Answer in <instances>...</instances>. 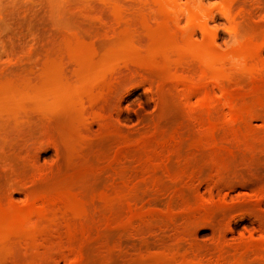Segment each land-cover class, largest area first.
<instances>
[{"label": "rangeland", "instance_id": "374dc122", "mask_svg": "<svg viewBox=\"0 0 264 264\" xmlns=\"http://www.w3.org/2000/svg\"><path fill=\"white\" fill-rule=\"evenodd\" d=\"M142 1L141 0H0V82H1L0 89H1V92L4 89H5L4 90L5 92L10 88L11 84L9 85L8 82L13 81L14 83V81L16 82V80L19 81L21 79H24L26 76H27L26 78L29 77L28 78L29 80L31 79L30 81H33V80L37 81L35 76L36 77L38 76L40 78V75H42L41 73H43V71L41 70H44L43 69L44 67L50 66L53 62H55L54 61L55 59L57 60L61 58H62L61 60L64 61L65 66L67 65V67H65L66 76L69 75L68 78L70 80L72 79L73 81H75L76 74H75L74 66L69 63L70 61L67 58H66V61L63 60L64 59L63 57L64 55L62 54L63 45H61L64 42L65 38L70 37L71 34L76 35L80 37L81 39L84 38L86 40L84 41L87 43L89 42V44L94 42L91 45V46L94 45L93 46L94 53L91 55L93 57H96L98 56L97 54H103L101 53L103 52V50L107 52L106 49L108 48V46H110V44L113 43L116 39L115 37H113L114 35H112L111 33L110 34L112 36L110 34L107 35L110 32V31H107V29L114 27L116 28V30L117 28L121 30L126 27V25H124L125 27L124 26L122 27L123 25L121 24L122 22H120L119 24L121 25L120 27H118L119 26L118 24L116 26V24L114 25L110 23H114V21L115 23L116 21L118 23L119 21H124L123 23L125 24V22L132 23V21L133 22L135 21L137 24L138 23L140 24L139 20L144 22L142 18L147 20L150 17V19L148 20L149 21L152 20L150 21L151 23L155 22L158 24L160 23V21L158 20L161 18L159 16L157 18L156 16L162 14L163 12L165 13L164 14L165 16L167 12L170 14L171 11H172L171 12L172 14L177 16L175 17L177 18V20L176 21L173 20V22H177V24L175 25L174 23H172L173 24L172 26H174V29L172 28L171 25L167 24L169 25L167 26V28L177 39L175 43H169L167 44L169 46L165 45L164 47H162V48H165V47L171 48L167 50V55L169 56L170 61L168 60V58L166 61H164L167 67L166 68L167 70L165 69L166 70L165 73L167 74L169 73L168 69L170 70V73L171 72L175 73L176 70H177L176 73H178L180 69L182 68L178 66L179 70L176 69L177 65H176V68L174 67L176 62H173V61L177 60L176 54H178V52L176 49L177 48L176 44H178V41L183 43V41L187 37L190 38V40L192 41L194 45L196 44L199 45L201 44V42H204V40L208 39L207 38L208 36H209V39L211 36L212 44L214 43V47L219 52V54L228 57L226 58L228 59V61L226 60L227 62L226 61H225L226 63L224 62L227 67V68L224 67L223 69V71L227 70L226 73L224 72L225 75L228 72L232 73V70L234 71L233 73H235L236 70H240L234 67L236 66L234 65L235 62H231L232 60H230V57L236 53L239 46L241 45V43L240 45L239 44L234 45L233 40H239L241 42V39L243 40L244 39L243 37L249 34L254 36L255 41L259 40V43L258 42L257 43L260 44L261 47L257 45L258 48L256 47V52L259 58L261 59V61L264 63V42L263 44L260 43L261 42L260 39L262 37H263L262 40L264 39V0H165L166 4H168L167 5L168 7L165 9H162L161 11L155 10L157 5L153 7V5L156 4L155 3L156 0H152L154 2H152L151 0H144L143 2ZM145 3H147V5H149L150 7H153L154 11L152 10L153 8L147 9V7L149 6L145 5ZM210 3H214L216 6L209 9L208 5ZM169 6L171 7V9H168L170 8ZM115 8L116 10H118V12H121L119 13L121 17L120 15L115 16L117 15L115 13L116 11ZM149 9L154 12V15H153L154 18L151 17L152 15L149 16V13H150L148 11ZM156 11L157 13H160V12L161 13L157 14L155 13ZM177 11L178 13H176ZM201 11L205 13L207 21H205V19L199 15ZM143 12L144 14H146L145 15L146 17L148 16V18L144 16ZM190 12L192 13V15L194 13V20H191V24L187 28H184L183 27L184 24L188 21L187 19L191 15ZM134 15L137 17L139 16L140 18H136ZM174 15H171L172 18ZM122 16L124 17L122 18ZM118 17L120 18L118 19ZM130 17H132L133 19L135 17V19L132 20ZM95 19L97 20V22H95ZM79 20H81L82 22ZM103 22H105L104 25H108L109 27L107 26H105L106 28L103 27ZM155 23H154V26L152 27H156ZM140 25H138L139 27L137 25H134L136 29L138 27L137 32L135 31V28L133 27L135 33H137L135 35V40L138 43L136 41L135 42L138 45L135 42L134 44L138 47L139 50L142 47H144L145 49L146 47L145 45L147 44V42H149L147 36H145L141 30L142 25L141 26ZM225 26L234 27L235 32L226 33L222 29H220L221 27H225ZM170 27L171 29H169ZM104 30L108 33L106 34L103 33L105 32ZM96 31L99 32L101 35L98 34L99 36H97ZM174 31H177L178 34ZM102 34L104 37L102 36ZM184 34L187 36H185ZM182 35L185 38H183ZM100 36H102L103 38ZM249 36H246L245 38H248ZM94 37L95 38L98 37L99 39L97 38L95 40H92ZM62 38L64 40H62ZM109 39H111V41ZM138 39L140 41H138ZM170 44L175 47V50H173V47L170 46ZM59 47L61 49H59ZM144 49L140 50V56L142 57V59L141 57L138 58L137 59L138 63L136 62L133 64L132 62L133 66L132 64H130L131 62L125 64V66L124 64L123 65L120 64L121 66L120 65L117 66L116 67L117 69L115 68L113 69L114 71H111V72L109 71L105 74L104 78H106L108 75L110 76L109 81H107L108 80L107 78H109V76L105 80L107 82H110L113 88V91H112V88L109 87L111 88L110 89L111 91L109 90V93L113 92L114 94L115 93L116 94L115 95L110 94L111 97L109 98V95H108L109 93L107 92L108 94L106 95H108V97L106 96L104 98V101L102 98V102L101 101L99 102V100L98 102L96 101L97 103L95 102L97 106L95 105L94 102H93L94 107L92 106L93 104L89 105L88 103H90L91 101L86 104L87 102L86 100H79V102L81 103L80 104L76 100L78 98H75L73 96V98L66 97L65 101L61 102L60 107L59 108L54 107L51 113L48 111V115L45 114L46 112L44 111L42 112L39 110H35L31 107L26 108L23 111L25 113L21 111L20 113L17 112L18 114H14L13 111H11L9 112L10 114L8 113L7 115H4L5 118H2V116L0 115V203H1L0 207L3 205V208H5L4 205H7L8 208L9 206H11L10 209L22 208L26 205L28 197H30V195L32 196V194H34L35 197H39L38 194H46L48 193V190L52 192L53 189H54L53 192H55L56 190L55 188L61 187L62 184L63 185L65 184L64 187H66L67 186L66 183L69 180L71 181V177H75L72 179V184L69 182L73 187V184H76L74 182H77L76 180H78V176L81 175L80 174L81 170L83 171L82 172L83 176L81 175L80 177L81 178L83 177L84 179L82 181V179L79 178L77 184L74 186L76 187L79 184V182L82 181L80 182L81 183L80 186H78L81 191L83 190L87 192L90 191L91 193H94V194L96 192L95 195H98V196L100 195L98 199L95 197L98 201L94 198H93L94 200L90 199L92 201V203H90L91 205L90 208L92 210V212L91 210L90 212L92 214L88 212L89 215H86V217H84L83 215L82 218H84L86 221L84 219H82L83 221H81L78 218V217L81 218V216H77L78 218L77 220L74 218L76 215L74 214L70 215L74 218V219L71 218V221H70L71 223H74V225L75 223L76 225L84 224L87 227V228L84 227L85 232L88 229V226L92 225L88 229V230H92L91 232L89 231L90 233L88 232V233L80 234L77 236L74 242L76 243L74 244L75 247L74 246L71 247L73 250L69 246H67V242L65 239H64L65 241L62 239L64 247L60 246L61 248L60 249L58 247L59 245H57L58 248L57 247L55 248V245L57 243L62 244L61 242L62 240L60 241L61 243L59 242L55 243V241L54 242L52 241V238H48V242L44 241L46 242V244H43L44 242H41L43 245V249H42V246L38 247V245L40 246L41 244H37L36 247H38L39 249L38 251L40 252L39 254H41L45 250L46 251L49 250L51 248V247L49 248V246L53 243L51 245L53 246L51 248V250L53 251L49 250L47 256H45V259H44L45 261L43 260L44 257H42V255H41L42 258L41 257L39 258L37 255H33L35 257L37 256V259H40V261L37 260L35 257H33L31 261L32 263L30 262L29 263L30 264H36V263L37 264H264V232H263L264 231V139L263 141L261 140L262 138H264V134H263L264 133V130H263L264 129V107L263 108L261 107L260 108L261 110L259 108H258L259 110H256L258 105L257 107H255V110L259 111L258 113L256 112V114L260 115L262 113L260 115L262 118L260 116L257 117V115L253 113L255 117H257V119L256 118L253 119L254 116L251 115L252 119L250 118V116L245 119L247 124L243 125L241 124L242 122L241 123L238 122L237 124L236 122H233L232 120L230 122V118L228 116L229 110L227 107L225 108L223 107L226 102H224V100H221L219 92L216 88V85L219 84L218 82L221 81L220 84L221 85L226 84L224 85V87L229 89L231 95H238V94L246 95L251 90L247 89L248 91L246 92L245 88L250 87V89H252V86L248 84L249 82L247 80L249 79L246 77L247 75L245 74V78H244V76H242V72L240 73L239 71H237V75L239 73L241 74V75L239 74L238 76L239 78H237V76H235L236 73L234 74L235 78L237 79H240V77L244 78V79L243 78L240 79L241 82L237 83L238 84L237 87L241 86L242 84L244 85V83L246 82L245 83L246 87H244L245 85L244 86L242 85V87L241 88L239 87L238 89L237 87L236 88L234 87L235 85L234 83L237 82L235 81L236 80L235 78L232 79V77H228V78L226 77L224 79L222 77L223 79L221 78L222 79L221 80V79H218L219 77H217L218 79V82H217L216 78H215L216 80L215 81L214 77H211V75L213 74V71H212L211 72L212 74L209 75V77L207 78L208 81L205 79L201 85H198L197 88H199V90H197L196 88L197 91L194 90L193 92H191L192 95L189 94L190 98L189 96L184 97L183 96L184 94L182 93L183 94L182 96L184 97L182 98V96L181 97L178 96L180 89H179V92H176L178 88H180L177 85L178 83L175 82L176 80H175L174 75L176 74H173L171 76L172 78H174L172 80L170 76H168L170 79L168 77L166 78V75L164 76V73H163L164 71L161 72V70H163L162 69L163 66L165 65L164 62H161L162 64L161 66L160 60L159 61L156 60L159 57L157 58L154 57L153 59H150L149 55L152 54L150 53L151 51L149 52L148 50L149 52L148 53L146 52V49L145 50ZM142 53H146V54H142ZM51 55H52V58L54 56L55 57L54 59L51 58V61H48V58L50 59ZM91 55H89V58ZM60 56L62 57L60 58ZM92 56L91 58H93ZM189 57L187 59L190 63L189 66L187 65L188 68L190 67L192 68V70L195 69V71L197 72L198 70L197 66L198 68L200 67L199 66L200 63H197V62L200 59L197 57L198 59L195 58V59H192L193 61L192 60L190 61L192 57L191 58ZM47 61H48V65H46ZM150 62H152V65H153V62H156V66L157 67L161 66L162 68L161 67L159 69L156 68V72L154 71L153 73V70L155 68L151 66ZM191 62L195 63L196 65L193 64L191 66L192 64ZM229 62H231L232 67L227 66V65H230ZM172 63L174 64L173 66H172ZM158 64H160V66ZM142 65H143V68H142ZM121 67L123 69H121ZM138 67L140 69H138ZM186 68L187 67H185L184 69ZM234 68H236V70ZM184 69L181 71L184 72ZM144 70H147V71H144ZM157 70L158 71L160 70V71L157 72ZM192 70H191L192 73L190 72L189 73L191 76L193 74L194 75L190 79L195 80L197 79V77L195 75V72ZM37 72H39L40 75ZM71 72L72 74H70ZM117 72H119V74H117ZM181 73L179 72L178 74H181ZM184 73H186V70ZM189 73H186V74L189 75ZM145 74H147L148 76ZM263 75H264V72L262 74V78L264 79ZM150 77H154V78H150ZM155 77L158 79H155ZM230 78L231 80H233L232 83L231 81H229ZM157 81H160V82H158L157 84L156 83ZM118 82H119L120 87L118 86V84L116 85V83ZM159 83L161 85L163 84L162 86L165 88V90L164 89L162 90V87L158 86ZM174 83H176V85H174ZM87 84L84 83V85H82L80 83L82 87L85 86V88H89L90 84L89 83ZM80 85H77V87L78 86L81 87ZM159 87L161 89H159ZM166 89H168V92L166 91ZM169 89L170 90L172 89V90L170 91ZM241 89H245V90H241ZM157 90H159V92ZM240 91H243V92H240ZM171 92L174 94L177 93L176 95L178 96V99H175L177 98L176 95L175 97L174 96L171 97V95H173L171 94ZM181 92L179 94H181ZM198 92L200 94L204 92H208L210 94L211 102L213 104L211 105L213 106V108L210 109V114L213 115L212 117H214V119L216 118L215 120H217L218 122L220 121L218 124L221 126H218L219 128L218 133L220 134L219 135L220 139L221 138L223 139V136H222V133H223L224 139L223 140L219 139L220 142L222 141L221 145L223 144L222 146L223 149L221 147L219 148V151H218V148L217 150H215L214 147L212 148V146H210L208 139L207 140L205 139V141H203V147L201 148L200 151L198 152L192 151L194 154L189 151L190 149L188 147H186L187 142L190 140V138H192V136L194 137H197L198 135L204 136V134L206 133L205 129H207L205 128V125H207L205 123L207 121L201 122L202 120H206L205 119L206 115L204 113H207V111L206 109H205L206 112H204L203 110L202 116H200L199 113L202 112L201 110L204 107L200 106L201 102L199 100L200 97H199ZM8 96L10 97V95H6L5 97H8ZM5 97L1 100L2 102H0V104L6 105V103L9 102L8 105L9 104L11 105L9 106L7 105L6 107L9 108L11 106L10 108L13 109L14 106L12 103L13 102L12 98L8 97L7 99ZM166 97L168 98L166 99ZM169 97L173 99L170 101ZM106 98H108L107 101H106ZM186 98H189L188 99L189 102ZM82 101H84V103ZM183 101H184V104H183ZM168 102H170L171 104L176 103V106L172 107L174 106L172 104L171 109L169 110L168 108H166L169 105H171ZM262 104L260 106H264ZM5 105H0V107L5 106ZM190 105L193 107V109L190 107ZM101 106L103 109L101 108ZM82 107L84 109L86 107V110H84ZM196 107L198 109H196ZM60 108L61 110H59ZM77 109L79 110V113ZM80 109H82V112L84 110L86 114L85 113L82 114ZM167 109L169 111L172 110L173 114H171L172 112L171 113L167 112ZM165 110L167 113L165 112ZM188 111L189 112L192 111L191 112L192 115L190 113L191 116H188L189 115V113H187ZM193 112H194V115H193ZM93 114L94 116H92ZM195 114L196 115L199 114V116L197 115L199 118H196ZM82 115H85V116H82ZM95 115L97 118L95 117ZM171 115H173V117ZM41 116L44 118H42ZM74 116L75 117L77 116V117L75 118ZM81 116L84 119L81 118ZM175 116L176 118H174ZM78 118L83 119V121L86 122L85 124H88V125H85V127L83 125L84 128L82 126L81 127L79 126L80 131L82 132V135L85 138H83L84 140H81V142L77 140L79 148H80V144L82 143L81 147H83L82 150H84L85 152V155H84L85 157L84 156H83L84 158L80 157V159L77 158V160L76 159L73 160L72 158V163H71L70 161H68L69 147L67 148V145L69 143L67 142V145L65 144L66 142H64V138H62L63 136H61L60 133L62 131L63 126L65 128V126H67L66 124L71 122L73 119L77 120ZM104 120L107 122L104 123L105 122ZM244 122L245 121L243 120V123ZM231 124H233V126ZM234 124H237V126L235 125L236 127H234ZM49 126H51L52 128ZM56 126L57 127L61 126L60 127L61 129L59 127L57 129ZM179 127L182 130V131L181 130L179 131L183 133V134L181 133L182 135H184L183 141H182L184 143H182V145L183 144L184 145L186 144V145L185 146L183 145L181 148H179V150L181 149L180 151L181 155L179 154V151L175 152L177 149H172L173 153L172 152L171 153L173 154L172 155L173 157L170 156L171 155L170 153L169 156L172 159H169V163H170V165H168L169 168H173V169L179 168L180 167L179 165H185V164L188 165L189 163L192 162L193 164L192 167L198 166L197 168L201 169L200 170L201 175L203 174L202 176L205 178L202 179V176H199L200 181L199 180H197V182L192 181L193 183L191 182L188 183L189 182L188 180H182V181L176 180L177 181L176 182L174 179H171V178H165V179L163 178V180H161L162 178L161 177L160 179L159 178L156 179V177L161 176V174L157 176L158 174L157 173L155 174L156 176L153 177L154 180L152 181L153 178L151 179V181L153 182L152 186H150L151 184L149 185L150 183L149 181H147V183L149 182L147 185L145 184L146 177H148V180H149L150 175H146L145 177L144 175H142L143 178L134 179L132 177L133 174L134 176L137 177L135 168L137 169L139 167L138 163L134 164L135 158L137 161V158L142 154L141 150L143 149H141V146L143 148L145 144L147 143L149 144V142L152 141V137L154 136V134H156V132H158V130L161 133H164L162 131H165V133L168 134V133H172L173 131H175V129L178 130ZM235 129L239 131H236ZM242 129L244 130V132L242 131ZM116 130H117V133H115ZM168 130H170V132ZM200 130L201 131L203 130L202 131L203 134H201L202 132ZM58 131L60 132L58 133ZM110 131L111 133L112 132L114 133L112 134L107 133ZM247 132L249 134H248V137L246 138ZM244 133L246 134V136H244L245 135ZM109 135H111V137H107ZM117 136H119L118 139H116ZM242 138L247 139V141L243 139V142H242L241 141ZM248 140L250 141V144H251V141L254 142V143L252 142L251 144L253 145L251 149L252 148L255 149V147L257 146L255 150L253 149L254 152L250 150L251 145H248L247 148L244 147V145H246L247 143L249 144ZM111 142L113 145L111 144ZM205 142H207L208 144L207 143L204 144ZM75 143L73 142L74 145ZM120 143H123L124 145ZM239 144L241 145V147H238L240 146ZM204 145H206L207 147ZM258 145L262 149H260ZM235 146L238 148H236ZM170 147L172 148L174 146L171 145ZM209 147L211 148V150ZM119 148L120 149L123 148L122 150L124 153L129 151L127 152L126 156L124 154L125 159L126 157H129V160L128 158L127 160L124 159L125 161L122 160L123 156H122V159L120 158L124 162L128 161L127 163H123L119 158L117 159V157H115V152L117 156V154H119V152L122 151ZM212 150H214L213 153H212ZM139 151L141 152V154ZM182 152L185 156L182 154ZM200 152H202V154ZM217 152L219 155L217 154ZM197 153H198V156H197ZM216 154H217V157H216ZM121 155H123L122 152L120 153L119 157H121ZM130 155L135 158L130 159L131 157ZM189 156H190V159H189ZM105 158L107 159L105 160ZM249 158H250V163L248 160ZM110 159L112 160L115 159L117 164H119L121 161V164L123 163L124 167L128 166L130 169L126 168L125 169L126 171L123 169L124 173H123V170L119 172L120 170L119 168L122 169L123 166L120 164L116 165V163H113L114 161L112 162V160ZM130 160L132 161V163H130L131 162ZM172 160L174 161L173 163H172ZM188 160H190L191 162ZM74 163L76 164V166H73ZM108 164L110 167L108 166ZM103 165H106V166H103ZM79 167H82V169H80ZM84 167L85 169L83 170ZM100 167L102 169H99ZM77 168L79 169L75 170ZM203 168H205V170ZM131 169L134 171L132 172ZM216 170L218 171V173ZM77 172L79 173V175L73 176V174L75 173L78 174ZM109 172L110 174H108ZM111 172L113 175L111 174ZM127 172H129L128 173L129 175H126ZM122 173L123 174L126 173L124 177ZM130 174L132 176H130ZM64 175H66L67 177ZM120 178L122 180L121 185L120 183H118V181L121 182ZM125 179H128L130 182L131 180L134 179L136 182L133 180L132 183H130L129 181L127 182V180L125 181ZM156 180H159V181L161 180L163 181L164 184L161 181L160 183L159 181H156ZM123 181L126 182V184L130 183L132 187H133V183H135V185L138 184L139 187L137 185L136 187L130 188V184L126 185L124 184ZM142 181L144 182L143 184H141ZM155 181L158 182L157 183L158 187L160 186V184L164 186L162 190H160L162 186H160L159 189L156 187ZM84 182L86 184H84ZM137 182H139L142 185L141 186L142 189H139L140 184ZM178 182L180 183V185L178 184ZM109 183H110V186H109ZM114 184L116 185L113 186ZM166 184L168 185L167 188L165 186ZM111 185L114 188L116 187V189H113V190H116V191L123 190V192L126 190V192L128 193L130 189L131 190L135 189V193L133 191H130L128 194H126L125 192L124 193L125 198L123 197V193L120 194V192L117 193V195L120 194V196H117V195L115 196V194H113V193H116L115 191H112V189H109L108 191V188H110ZM128 186H129V189H127ZM153 186L156 188L151 189ZM64 187H61L59 189H63ZM146 187H148L147 190H146ZM101 190H104V193L101 192ZM71 191H74V194H75V190H71ZM105 191H108L110 193L112 192V194H108V197L110 198L113 197L111 199L115 201L117 200V202L121 200V198L119 197H122V200L123 198L125 199L124 203L121 201L118 203L113 201L114 206L118 205L117 206L118 208H115L116 210L114 209H113L114 211L112 210L113 217L111 216V210H110L111 209L110 207L112 205L109 206L112 203L108 202V204L109 203L110 204L107 205V203L105 202L104 203L105 205L103 204L102 206L101 202H103L104 200L101 199V201H99L102 195H106ZM185 192L188 194V196ZM77 193L78 192H76V194ZM79 194H81V192ZM82 194L81 196L85 197V195L84 194L82 195ZM89 194L90 193H88L86 196H89L90 198L91 194L90 195ZM129 195L133 197L129 199L128 197ZM130 201L132 202L130 203ZM186 205L188 206L186 207ZM108 206L110 209L107 208ZM100 208L103 210L105 209L104 210L105 212H103L102 210L103 212L102 213L101 210H99ZM108 209L110 213L108 212ZM184 209H186L187 211L186 210L184 211ZM106 211L108 215L106 214ZM202 211H206L207 213L203 212L201 214ZM192 212L193 213L195 212L194 214L198 213L197 219L196 218L191 219L190 217L189 218L187 217L188 219L185 218L186 215ZM129 214L131 215L130 217H129ZM199 214L202 216H205L207 214V217H209V214H210L212 217L211 218L206 217V219H204L205 217L201 216L203 218L201 220V218L199 217ZM36 215L37 216L33 215L36 217V219L33 216L29 218L30 223L32 222L33 218H34L33 222L38 221V220L41 222L39 221L37 223L34 222V224L32 222L31 225H33L34 227H38V224H42V226H39V227L44 228L47 224L45 223L47 220L46 217L43 215H39V214H36ZM147 215L148 217L150 215L152 216L148 218ZM183 215H185V217ZM167 216L172 217L171 222L166 219ZM43 217L46 220L43 219ZM88 217H90L91 219L90 218L88 219ZM109 217L111 219L113 218L116 221L114 220L111 221V219L109 220ZM95 219H97V223L99 222L101 226L99 224H95L96 223ZM157 219L160 223L165 224V225L158 223ZM87 220H89L90 222L88 225H87L88 223ZM118 220L120 223L118 222ZM42 221H45V222H42ZM144 221L146 222V225ZM149 222L152 224V226L151 225L149 226V224H147ZM43 224H45L44 227H43ZM154 224L157 226H154ZM168 224L169 226L171 225L172 226L169 227ZM96 225L97 227L99 226L100 227L97 228ZM147 226H149L150 228ZM94 227H95V231L92 229ZM182 228H183V232H182ZM17 237L14 239L12 238L13 240L11 239L12 240L11 243L13 242L12 243L13 245L16 244L15 249L17 252L16 251L14 252L15 250L14 246H12L11 244L12 250L13 249L14 250L11 253V256L9 254L10 251L8 252L9 254L8 257L13 258L12 257L13 253L14 254L16 253L14 255V258L17 257L19 260V258H22L24 256L22 260L20 259L21 261L19 262L22 263L25 260V262L29 264L26 260L31 258L29 254H30V251L32 252V248L27 247V245L29 246L32 243H30L26 237H23L21 241L19 240L21 237L19 236ZM16 239L19 242V244H17L18 242L16 241ZM88 239L89 241H86ZM83 240L85 244L83 243ZM14 241L17 243H15ZM65 242H66V245H65ZM47 243H49L50 245L46 246ZM81 243L85 247L83 246L81 247ZM1 245L0 246L3 247V244ZM36 247H34V249L37 251ZM66 247H68V249ZM35 250H33L32 254L34 253L38 254V252H36ZM17 253H20V254L18 255ZM49 253L51 255H49ZM14 258L12 259L13 260L12 263L10 262L11 260L8 261L9 258H7V261L4 262V264L6 263L16 264V261ZM48 258L51 260H49ZM33 259L36 260V263L33 261ZM25 262L23 263L25 264Z\"/></svg>", "mask_w": 264, "mask_h": 264}, {"label": "bare ground", "instance_id": "6f19581e", "mask_svg": "<svg viewBox=\"0 0 264 264\" xmlns=\"http://www.w3.org/2000/svg\"><path fill=\"white\" fill-rule=\"evenodd\" d=\"M142 1V0H141ZM144 1V0H143ZM142 1V2H143ZM152 1V0H151ZM152 2H154V1H152ZM152 2H151V4H152ZM155 3L156 4H154L153 5V7L155 6V5H157L156 6V9L155 10H162V9H165V8H167L168 6V4H166V2H165V0H156L155 1ZM255 3V2H254ZM258 3V2H257ZM144 4V3H143ZM142 5V4H141ZM145 5H147V3H145ZM147 6H149V5H147ZM173 6V5H172ZM143 7V6H142ZM153 7H147V9L148 8H153ZM170 7V6H169ZM144 8V7H143ZM118 9V8H117ZM168 9H171V7L170 8H168ZM115 10H116V8H115ZM142 10H144V9H142ZM153 11H154V8L152 9ZM152 10H148L150 13H151V11ZM121 11V10H120ZM147 11V12H148ZM152 11V13L150 14L149 12V16H151L152 18H154V12ZM172 12V11H171ZM170 12V14L167 12L166 13V15L164 16V12L162 13V14H160V13H157V11L155 12V13H157V14H160V15H162V16H160V15H157L156 17L158 18V16L161 18V19H157L158 21H160V23H155V22H153V23H151L150 21H152V20H148V19H150V17L148 18V16L146 17L145 15L146 14H144V12H143V14H144V16L146 17V18H148L147 20L146 19H144V18H142V20H144V22L143 21H141V20H139L140 21V24L142 25V27H141V30H142V32L144 33V35L145 36H147V38H148V41L149 42H147V44H146V42H145V46L147 47H145V49H146V52H148V50H149V52L150 53H152V54H150L149 56H150V59H153L154 57H159L158 59H156L157 61H159L160 60V64H161V62H164V61H166L167 60V58H168V60L170 61V58H169V56L167 55V50L168 49H171V48H167V47H165V48H162V47H164L165 45H167V44H169V43H175L176 42V39L177 38H175V36L168 30V28H167V26H169V25H173L172 23H174L175 25L177 24V22H173V20L174 21H176L177 20V18H175V17H177L176 15H174V14H172ZM115 13L117 14V15H115V16H118V15H120L119 13H121V12H118V10H116L115 11ZM175 13V12H174ZM176 13H178V11L176 12ZM175 13V14H176ZM190 16L189 17H191V20H194V13H193V15H192V13L190 12ZM148 15V14H147ZM171 15H174L173 16V18H172V16ZM100 16V15H99ZM135 16V15H134ZM141 16V15H140ZM120 17H121V15H120ZM120 17H118V19L120 18ZM124 16H122V18H123ZM136 18H140L139 16L137 17V16H135ZM135 17H134V19H135ZM82 18H84V17H82ZM132 20H134L132 17H130ZM116 19H117V17H116ZM127 19V18H126ZM130 19V20H131ZM172 19V20H171ZM83 20V19H82ZM101 20V19H100ZM131 20V21H132ZM162 20V21H161ZM188 20V19H187ZM79 21H81V20H79ZM86 21H87V19H86ZM89 21H90V19H89ZM88 21V22H89ZM137 21V20H136ZM149 21V22H148ZM153 21H154V19H153ZM172 21V22H171ZM78 22V21H77ZM82 22V21H81ZM95 22H97V20L95 19ZM120 22H122L121 24H123L122 25V27L124 26V25H126V27L124 28V29H121V30H119V28H117V30H116V28H112L111 26V28H108L107 29V31H110L109 33L108 32H106L105 30V32H103V33H108L107 35H109L110 33L112 34V35H114L113 37H115L116 39H115V41L113 42V43H109L110 44V46H108V48L106 49V51L107 52H105L104 50H103V52H101V53H103V54H97L98 56H96V57H93L91 54H93L94 53V45L93 46H91L92 45V43H94V42H92V43H90L89 44V42L87 43V42H85L86 40L84 39V38H80V37H78V36H76V35H72L71 34V36L70 37H67V38H65V40L62 38V40H64V42L61 44V45H63V52H62V54L64 55L63 57H64V59L63 60H65L66 61V58L70 61L69 63L70 64H72L73 66H74V69H75V74H76V77H75V81H73L72 79V81L68 78V76H66V73H65V67H67V65L65 66V63H64V61H62L61 59V57L62 56H60V58L61 59H55L54 61L55 62H53L50 66H47V67H44L43 69L44 70H41V71H43V73H41L42 75H40L39 74V72H37L39 75H40V78L37 76H35V78L37 79V81H34L33 79V81H30L28 78H24V79H21V80H19L18 78V80L19 81H17L16 80V82L14 81V83H13V81L12 82H8V81H10V80H8L7 82L9 83V85H10V88L7 90V91H5L4 92V90H2V92H1V89H0V102H2L1 100L6 96V95H10V97L12 98V100H13V109H11L10 107L9 108H7L6 106L8 105V103H6L7 102V100H6V105L5 104H0V105H5V106H1L0 107V115L2 116V118H5V116L4 115H7L9 112H11V111H13V113L14 114H18V113H20L21 111L23 112L26 108H28V107H31V108H33V109H35V110H39V111H44V112H46L45 114H47L48 115V111L51 113V111H53L52 109L54 108V107H60V105H61V102H63V101H65V98L66 97H71V98H73V96L75 97V98H78V99H76L78 102H79V100H86L87 102H86V104L88 103V102H90V103H88L89 105H92L93 107H94V103L97 101L98 102V100H99V102L101 101L102 102V98H103V101H104V98L107 96L108 97V95H109V98L111 97V95L110 94H113V95H115L113 92L111 93H109V90L112 88V85L110 84V82H107V81H109L110 80V76H109V78H107L108 80L106 81L105 79L106 78H104L105 77V74L107 73V72H111V71H114L113 69H115L117 66H119L120 64L121 65H123L124 64V66H125V64H127V63H129V62H131L130 64H132V62H133V64L134 63H136L137 62V59L138 58H140L141 56H140V50H142V49H144V47H142L140 50L138 49V47L134 44V42L136 41L135 40V35L137 34V33H135V31L137 32L138 30V25H140L139 23L137 24L135 21L133 22L132 21V23H134V24H132V23H130V22H125V24L123 23L124 21H119V23L116 21V23H115V21H114V23H110V24H116V26H117V24L119 25L120 24ZM170 22V23H169ZM92 23V22H91ZM98 23H99V21H98ZM136 23V24H135ZM154 23H155V25H156V27H152V26H154ZM80 24V23H79ZM101 24V23H100ZM99 24V25H100ZM105 24V22H103V27H105V26H107V27H109L108 25H104ZM150 24H151V26H150ZM167 24H169V25H167ZM90 25V24H89ZM134 25H137L138 27H137V29L134 27ZM140 25V26H141ZM91 26V25H90ZM121 25H119L118 27H120ZM121 27V28H122ZM135 28V31H134V28ZM84 28V27H83ZM94 28V27H93ZM106 28V27H105ZM104 28V29H105ZM172 28L174 29V26H172ZM85 29V28H84ZM169 29H171V27L169 28ZM89 30H90V28H89ZM140 30V29H139ZM118 31V32H117ZM120 31V32H119ZM84 32V31H83ZM97 32V31H96ZM140 32V31H139ZM138 32V33H139ZM174 32H176L177 33V31H174ZM93 33V32H92ZM74 34V33H73ZM101 35L99 32H97V36H99V35ZM110 34V35H111ZM178 34V33H177ZM92 35V34H91ZM111 35V36H112ZM185 35V34H184ZM250 35V34H249ZM249 35H246V36H249ZM67 36V35H66ZM90 36V35H89ZM102 36H103V34H102ZM102 36H100V37H102ZM183 36V35H182ZM181 36V37H182ZM185 36H187V35H185ZM245 36V37H246ZM252 38H251V37ZM248 38H245V37H243L244 39L242 40L241 39V45H240V43H239V48H238V50L236 51V53L233 55V56H229L230 57V60H232L231 62H235V64L234 65H236V66H234V67H236L237 69H240V70H236V68H234L236 71H235V73H236V75L235 76H237V78H239L238 76H239V74L242 72V76H244V78H245V74L247 75L246 77L250 80H247L249 83V85L250 86H252V89H250V87H248V88H245L246 89V92L248 91V90H251L248 94H246V95H240V94H238V95H231V93H230V91H229V89H227L226 87H224V85H226V84H224V85H221L220 83H221V81L220 82H218V79H221L222 77L225 79L226 77L228 78V77H232V79L233 78H235V76H234V74L235 73H233L234 71L232 70V73H233V75H232V73H230V72H228L226 75H228V76H226L225 74H224V72L226 73V71H223V69H224V67H226V62L228 61V59H226V58H228V57H226V56H224V55H221V54H219V52L216 50V48L214 47V43L212 44V39H211V36H210V39H209V36L207 37L208 39H206V40H204V42H201V44H199V45H194L193 43H192V41L190 40V38H185L184 36H183V38H185V40L183 41V43H181V42H179L178 41V44H176L177 46V52H178V54H176V56H177V60L176 61H173V62H176V64L174 65L173 63H172V66L174 65V67L176 68V65H177V68L176 69H178V66H180V67H182L181 69H180V73L181 74H178V73H176L177 72V70H176V72L175 73H170V70L168 69V74L167 73H165L166 72V64H165V62H164V66H163V68L161 67L162 66V64H161V66H160V64H158L163 70H161V72H163L164 73V76L166 75V78L168 77V76H172L173 74H176V75H174V77H175V82H177L178 84V87H180V88H178V90H177V88H176V92H179V89H180V92H181V94H179L178 93V96L179 97H181L183 94V96L184 97H188L189 96V94H191V92H193L194 90L195 91H197V90H199V88H197L198 87V85H201L202 83H203V81L206 79L207 80V78L209 77V75H211L212 73V71H213V76L211 75V77H214V80H215V78H216V80H217V82L219 83V84H217L216 85V88H217V90H218V92H219V95H220V97H221V100H224V102H226L225 103V105L223 106L224 108L225 107H227L228 108V110H229V114H228V116H229V118H230V122H231V120L233 121V122H236L237 124H238V122H242L241 124H247V122H246V118L247 117H249L250 116V118H251V115H253L254 116V118L253 119H257V117H259L260 115H258V114H256V112L258 113L259 111H256V110H259L261 107L263 108L264 106H260L262 103V105H264V79L262 78V74H263V72H264V63L261 61V59L259 58V56H258V54H257V52H256V47H257V45H259L260 47H261V45L260 44H258L259 43V40H256L255 41V38H254V36L253 35H250ZM104 37V36H103ZM102 37V38H103ZM176 37H177V35H176ZM98 38V37H97ZM97 38H93L92 40H95V39H97ZM137 38V37H136ZM263 38V37H262ZM262 38L260 39L261 40V44H263V42H264V39L262 40ZM89 39V38H88ZM91 39V38H90ZM99 39V38H98ZM105 39H106V37H105ZM108 39V38H107ZM111 39H112V37H111ZM111 39H109L110 41H111ZM259 39V38H258ZM85 40V41H84ZM114 40V39H113ZM138 41H140L139 39H138ZM144 41V40H143ZM182 41V40H181ZM137 42V41H136ZM135 42V43H136ZM258 42V43H257ZM138 43V42H137ZM136 43V44H137ZM140 43V42H139ZM142 43V42H141ZM60 45V46H61ZM138 45V44H137ZM144 45V44H143ZM142 45V46H143ZM102 46V45H101ZM167 46H169V45H167ZM170 46H172L173 47V50H175V47L173 46V45H171L170 44ZM106 47H107V45H106ZM96 48V47H95ZM167 48V49H166ZM258 48V47H257ZM59 49H61L60 47H59ZM103 49V48H102ZM105 49V48H104ZM144 49V50H145ZM164 49V50H163ZM166 49V50H165ZM54 51V50H53ZM62 51V50H61ZM152 51H154V52H152ZM170 51V50H169ZM148 52V53H149ZM171 52V51H170ZM60 53V52H59ZM154 53H156V54H154ZM173 53V52H172ZM176 53V52H175ZM50 54V53H49ZM56 54V53H55ZM142 54H146V53H142ZM66 55V56H65ZM89 55H91L93 58H91V56H90V58H89ZM154 55V56H153ZM156 55V56H155ZM193 55V56H192ZM151 56H152V58H151ZM168 56V57H167ZM190 56V57H189ZM195 56V57H194ZM55 57V56H54ZM54 57L52 58V55H51V57H50V59L48 58V61H51V58L52 59H54ZM188 57L189 58H191L190 59V61L192 60V59H195V58H199L200 60L197 62V63H200V67L198 68V66H197V72L195 71V69L194 70H192V68H188V66H189V61L187 60L188 59ZM233 57V58H232ZM197 58V59H198ZM141 59H142V57H141ZM196 59V60H197ZM227 60V61H226ZM48 61H47V64H46V62H45V64L46 65H48ZM72 61V62H71ZM150 61V60H149ZM154 61V60H153ZM172 61V60H171ZM187 61H188V63H187ZM193 61V60H192ZM226 61V62H225ZM225 62V63H224ZM231 62H229L230 63V65H227V66H231ZM67 63V62H66ZM138 63V62H137ZM140 63V62H139ZM151 63V66L152 67H154L153 69V73H154V71L156 72V68H160V67H157L156 66V62H153V65H152V62H150ZM159 63V62H158ZM170 63V62H169ZM192 63V62H191ZM133 64H132V66H133ZM193 64H195V63H192L191 64V66L193 65ZM45 65V66H46ZM69 65V64H68ZM120 65V66H121ZM188 65V66H187ZM196 65V64H195ZM194 65V66H195ZM44 66V65H43ZM72 66V67H73ZM131 67V66H130ZM147 67V66H146ZM185 67H187L188 69H189V71H188V69L186 68V69H184ZM232 67V66H231ZM68 68H70V67H68ZM142 68H143V65H142ZM227 68V67H226ZM225 68V69H226ZM117 69V68H116ZM121 69H123L122 67H121ZM126 69H128V68H126ZM137 69V68H136ZM135 69V70H136ZM138 69H140L139 67H138ZM149 69V68H148ZM166 69V70H165ZM184 69V72H185V70H186V73H192L191 72V70L192 71H194L195 72V75H196V77H197V79H195V80H193V79H190V78H192L193 77V75L191 76L190 75V73H189V75L188 74H186V73H184L183 71H181V70H183ZM191 69V70H190ZM230 69V68H229ZM119 70H120V68H119ZM134 70V69H133ZM179 70V69H178ZM140 71V70H139ZM142 71V70H141ZM144 71H147V70H144ZM150 71V70H149ZM160 71V70H159ZM158 70H157V72H159ZM237 71H239L238 73V75H237ZM72 72H74V71H72ZM72 72L70 73V74H72ZM210 72V73H209ZM124 73H126V72H124ZM133 73V72H132ZM144 73V72H143ZM149 73V72H148ZM197 73V74H196ZM74 74V73H73ZM117 74H119V72H117ZM137 74H138V72H137ZM158 74V73H157ZM162 74V73H161ZM169 74H171V75H169ZM178 74V75H177ZM186 74V75H185ZM224 74V75H223ZM113 75V74H112ZM125 75V74H124ZM127 75V74H126ZM145 75H147V74H145ZM221 77H220V76ZM230 75V76H229ZM241 75V74H240ZM29 76V75H28ZM75 76V75H74ZM131 76V75H130ZM141 76V75H140ZM148 76V75H147ZM158 76V75H157ZM71 77H72V75H71ZM143 77V76H142ZM217 77H219L218 79H217ZM263 77H264V75H263ZM23 78V77H22ZM31 78V77H30ZM34 78V79H35ZM39 78V79H38ZM116 78V77H115ZM119 78V77H118ZM145 78H147V77H145ZM150 78H154V77H150ZM169 78V77H168ZM222 78V79H223ZM237 78H235L236 80L235 81H237L236 83H234L235 85H234V87L236 88L237 86H238V84L237 83H240L241 81H240V79L241 78H243V77H240V79H237ZM243 78V79H244ZM127 79V78H126ZM125 79V80H126ZM143 79V78H142ZM155 79H158V78H156L155 77ZM154 79V80H155ZM162 79V78H161ZM163 79H164V77H163ZM170 79V78H169ZM172 79H174V78H172L171 77V80ZM221 79V80H222ZM12 80V79H11ZM14 80V79H13ZM112 80V79H111ZM119 80V79H118ZM145 80V79H144ZM153 80V79H152ZM212 80V79H211ZM215 80V81H216ZM226 80H228V79H226ZM225 80V81H226ZM239 80V81H238ZM167 81H169V80H167ZM208 81V80H207ZM224 81V82H225ZM229 81H231V83H232V81L233 80H231V78H230V80ZM158 82H160V81H157L156 83L158 84ZM245 82V81H244ZM251 82V83H250ZM1 83V82H0ZM80 83L82 84V85H84V83L85 84H87V83H89L90 84V86H89V88H85V86L84 87H82V85H80ZM146 83V82H145ZM230 83V82H229ZM243 83V82H242ZM246 83V82H245ZM244 83V87H246V84ZM7 84V83H6ZM110 86H109V85ZM118 84V86H119V82L118 83H116V85ZM123 84H125V83H123ZM153 84V83H152ZM166 84V83H165ZM168 84H169V82H168ZM172 84V83H171ZM223 84V83H222ZM77 85H80L81 87H77ZM88 85V84H87ZM122 85V84H121ZM163 85V84H162ZM160 83H159V85L158 86H160V87H162V90L164 89L165 90V88L162 86ZM173 85V84H172ZM174 85H176V83H174ZM180 85V86H179ZM228 85V84H227ZM233 85V84H232ZM240 85V84H239ZM242 85L241 86H239L240 88L242 87ZM248 85V86H249ZM114 86H115V84H114ZM165 86V85H164ZM109 87H111V88H109ZM120 87V86H119ZM155 87V86H154ZM159 87V89H161ZM177 87V86H176ZM199 87H201V86H199ZM203 87V86H202ZM231 87V86H230ZM234 87H233V89H234ZM239 87H237L238 89H239ZM70 88V89H69ZM172 88H173V86H172ZM196 88H197V90H196ZM231 89V88H230ZM245 89H241V90H245ZM248 89V90H247ZM170 90V89H169ZM172 90V89H171ZM170 90V91H171ZM111 91V90H110ZM112 91H113V88H112ZM116 91H118V90H116ZM158 92H159V90H157ZM166 91L168 92V89H166ZM109 94H108V93ZM174 92V91H173ZM240 92H243V91H240ZM175 93V92H174ZM174 93H172L171 92V94H173V95H171V97L172 96H174L175 97V95L177 94H174ZM183 93V94H182ZM199 93V92H198ZM239 93V92H238ZM106 94H108V95H106ZM162 95V94H161ZM166 95H168V94H166ZM169 95H170V93H169ZM192 95V94H191ZM177 96V95H176ZM178 96H177V98H175V99H178ZM182 96V98H184ZM213 96V95H212ZM9 97V96H8ZM8 97H5V98H7L8 99ZM9 97V98H10ZM199 97H200V106H203L204 108H202V112L201 113H199L200 114V116H202V113H203V110H204V112H206L207 111V113H204L206 116V120H200L201 122H206L205 124H207V125H205V128H207V129H205L206 130V133L204 134V136H197V137H194V136H192V138H190V140L187 142V146L186 147H188L190 150V152L191 153H193V152H198V151H200L201 150V148L203 147V141H205V139L207 140L208 139V141H209V143H210V146H212V148L214 147V149L215 150H217V148H218V151H219V148H221L222 146H223V144L221 145V142H220V140L222 139H220V134L218 133V126H221V125H219L218 123L220 122H218L217 120H215L214 119V117H212L213 115L212 114H210V109L211 108H213V106H211V105H213L212 104V102H211V96H210V94L208 93V92H204V93H202V94H200L199 93ZM219 97V98H220ZM74 98V99H75ZM99 98V99H98ZM100 98H101V100H100ZM168 97H166V99H167ZM170 98V97H169ZM189 98H190V96H189ZM189 98H186L187 100L189 99ZM223 98V99H222ZM97 99V100H96ZM107 99L108 98H106V101H107ZM173 99V98H172ZM171 98H170V101L172 100ZM214 99V98H213ZM67 100V99H66ZM70 100V99H69ZM11 101V100H10ZM76 101V102H77ZM165 101V100H164ZM174 101V100H173ZM175 101H177V100H175ZM217 101V100H216ZM3 102H4V100H3ZM71 102H73V101H71ZM83 103H84V101H82ZM94 102V103H93ZM96 102V103H97ZM180 102V101H179ZM188 102H189V100H188ZM80 103V102H79ZM96 103H95V105H96ZM106 103V102H105ZM169 104H171L170 102H168ZM178 103V102H177ZM186 103V102H185ZM81 104V103H80ZM99 104V103H98ZM109 104V103H108ZM172 104L174 105V106H172ZM171 105H169L168 107H166V108H168L169 110L171 109V106L172 107H175L176 106V103L174 104V103H172ZM181 104V103H180ZM183 104H184V101H183ZM182 104V105H183ZM188 104V103H187ZM197 104H199V103H197ZM227 104V105H226ZM9 105H11V104H9ZM8 105V106H9ZM59 105V106H58ZM77 105V104H76ZM189 105V104H188ZM257 105H258V107H257ZM97 106V105H96ZM199 106V107H200ZM214 106H215V104H214ZM221 106H222V104H221ZM260 106V107H259ZM63 107V106H62ZM77 107V106H76ZM84 107V106H83ZM82 107V108H83ZM106 107V106H105ZM109 107V106H108ZM186 107V106H185ZM185 107H183V108H185ZM190 107L193 109V107L190 105ZM255 107H257L256 108V110H255ZM31 108H29V109H31ZM67 108V107H66ZM101 108H102V106H101ZM191 108H190V110H191ZM259 108V109H258ZM50 109V110H49ZM63 109V108H62ZM71 109H73V108H71ZM84 109V108H83ZM96 109V108H95ZM103 109V108H102ZM167 109V112H172V110L171 111H169ZM176 109V108H175ZM174 109V110H175ZM178 109V108H177ZM187 109V108H186ZM196 109H198L197 107H196ZM205 109H206V111H205ZM59 110H61V108L59 109ZM64 110V109H63ZM73 110H75V109H73ZM78 110V109H77ZM81 110V113L83 114V113H85V111L84 110H86V107H85V109L83 110V112H82V109H80ZM88 110V109H87ZM108 110V109H107ZM182 110H184V109H182ZM261 110V109H260ZM57 111V110H56ZM71 111V110H70ZM69 111V112H70ZM214 111V110H213ZM215 111H216V109H215ZM255 111V112H254ZM18 112V113H17ZM62 112V111H61ZM74 112V111H73ZM165 112H166V110H165ZM166 112V113H167ZM192 112V111H191ZM191 112H187V113H189V115L188 116H191L192 115V113ZM199 112V111H198ZM211 112H212V110H211ZM261 112V111H260ZM23 113H25V112H23ZM78 113H79V110H78ZM88 113H89V111H88ZM94 113V112H93ZM98 113V112H97ZM101 113V112H100ZM190 113H191V115H190ZM195 113H197V112H195ZM256 114L257 115V117H255V115L254 114ZM10 114V113H9ZM27 114V113H26ZM86 114V113H85ZM105 114V113H104ZM171 114H173V112L171 113ZM178 114V113H177ZM199 114H197L198 116H199ZM215 114V113H214ZM20 115V114H19ZM23 115V114H22ZM71 115V114H70ZM81 115V114H80ZM89 115H90V113H89ZM179 115V114H178ZM193 115H194V112H193ZM196 115V114H195ZM196 115V118H199L198 116ZM4 116V117H3ZM54 116V115H53ZM60 116V115H59ZM82 116H85V115H82ZM81 116V118H83ZM88 116V115H87ZM92 116H94V114L92 115ZM101 116V115H100ZM168 116H169V114H168ZM172 117H173V115H171ZM186 116V115H185ZM187 116V117H188ZM10 117V116H9ZM17 117V116H16ZM42 117V116H41ZM46 117V116H45ZM75 117V116H74ZM77 117V116H76ZM75 117V118H76ZM90 117V116H89ZM95 117H96V115H95ZM219 117V116H218ZM261 117V116H260ZM20 118V117H19ZM42 118H44V117H42ZM88 118V117H87ZM86 118V119H87ZM97 118V117H96ZM95 118V119H96ZM103 118H105V117H103ZM107 118V117H106ZM171 118V117H170ZM174 118H176V116L174 117ZM193 118V117H192ZM192 118H190V119H192ZM201 118V117H200ZM249 118V119H250ZM262 118V117H261ZM7 119V118H6ZM84 119V118H83ZM83 119H80V118H78L77 120H75V119H73V120H75V121H71V122H69L68 124H66L67 126H65V128H64V126H63V128H62V131L60 130L61 128V126L59 127L60 129V131H61V136H63L62 138H64V142H66L65 144L67 145V142L69 143L68 145H67V148L69 147V157H68V161H70L71 163H72V158H73V160H77V158L78 159H80V157H82V158H84L85 156V152H84V150H82L83 149V147H81V144H80V148H79V145H78V142H77V140L79 141V142H81V140H84L83 138H85V137H83V135H82V132L80 131V128H79V126L81 127H83V125H84V127H85V125H88V124H85L86 122L85 121H83ZM188 119V118H187ZM203 119V118H202ZM223 119V118H222ZM252 119V118H251ZM3 120V119H2ZM9 120V119H8ZM46 120V119H45ZM48 120H49V118H48ZM71 120V119H70ZM98 120V119H97ZM182 120V119H181ZM243 120L245 121L244 123H243ZM47 121V120H46ZM69 121V120H68ZM68 121H66V122H68ZM87 121V120H86ZM99 121V120H98ZM105 121V120H104ZM196 121V120H195ZM222 121V120H221ZM248 121V120H247ZM7 122V121H6ZM10 122V121H9ZM84 122V123H83ZM89 122V121H88ZM87 122V123H88ZM107 121H105L104 123H106ZM197 122V121H196ZM229 122V123H230ZM42 123V122H41ZM43 123H44V121H43ZM223 123V122H222ZM228 123V124H229ZM81 124V125H80ZM204 124V123H203ZM237 124H234V127H236L237 126ZM171 125V124H170ZM176 125V124H175ZM232 126H233V124H231ZM236 125V126H235ZM173 126V125H172ZM231 126V127H232ZM249 126V125H248ZM49 127H51V126H49ZM57 127V126H56ZM58 127H57V129H58ZM83 127V128H84ZM175 127V126H174ZM182 127V126H181ZM203 127V126H202ZM244 127V126H243ZM44 128V127H43ZM47 128V127H46ZM52 128V127H51ZM82 128V129H83ZM173 128V127H172ZM185 128V127H184ZM183 128V129H184ZM204 128V127H203ZM241 128V127H240ZM245 128V127H244ZM4 129V128H3ZM49 129V128H48ZM171 129V128H170ZM221 129V128H220ZM6 130V129H5ZM108 130V129H107ZM115 130V129H114ZM174 130V129H173ZM177 129H175V131H173L172 133H168V134H166L165 133V131H162V132H164V133H161V132H159V130H158V132H156V134H154V136L152 137V141H151V139H150V141L151 142H149V144L147 143V144H145V146L142 148V146H141V149H143V150H141L142 151V154H141V152H140V156L137 158V161H136V158L135 157H132L131 155V157H130V159L131 158H135V163L134 164H136V163H138L139 164V167L136 169L135 168V172L137 173V177L136 176H134V174H133V176L130 174V176H132L134 179L136 178V179H139V178H143V176L142 175H144V177L146 176V175H150V177H149V180H148V177H146V182H145V184L147 185L149 182V185L150 186H152V181L154 180V176H156L155 174H157V176H159V174H161V176L160 177H156V179L157 178H161V180H163V178L165 179V178H171V179H174L175 181L176 180H188L189 182L188 183H193L194 181H196L197 182V180H199L200 181V178H199V176H202L201 175V173H200V168H197V167H192L193 166V164H192V162L190 161V160H188V161H190L191 163H189L188 165L187 164H185V165H179L180 167L179 168H169V166L168 165H170V163H169V159H172V158H170V156H172L173 154V151H172V149H177L175 152H178L179 151V154H180V151H181V149L179 150V148H181L183 145H182V143H184V142H182L183 141V137H184V135H182L183 133L182 132H180L179 130H181L180 129V127L178 128V130L176 131ZM236 130V129H235ZM247 130V129H246ZM264 130V129H263ZM60 131H58V133L60 132ZM111 131H113V130H111ZM111 131L110 132H107V133H111ZM167 131V130H166ZM169 132H170V130H168ZM182 131V130H181ZM201 131V130H200ZM203 131V130H202ZM201 131V132H202ZM236 131H239V130H236ZM242 131L244 132V130L242 129ZM200 132V133H201ZM241 132V131H240ZM5 133V132H4ZM3 133V134H4ZM50 133V132H49ZM48 133V134H49ZM112 133H114V132H112ZM111 133V134H112ZM115 133H117V130H116V132ZM182 133V134H181ZM225 133V132H224ZM2 134V135H3ZM59 134V135H60ZM201 134H203V132L201 133ZM232 134V133H231ZM245 134V133H244ZM248 132H247V136H246V134L244 135V136H246V138L248 137ZM264 134V133H263ZM262 134V135H263ZM1 135V136H2ZM193 135V134H192ZM197 135V134H196ZM241 135V134H240ZM252 135V134H251ZM258 135V134H257ZM257 135H256V137H257ZM113 136V135H112ZM222 136H223V139H224V135H223V133H222ZM237 136H238V134H237ZM5 137V136H4ZM107 137H111V135H109V136H107ZM115 137H116V135H115ZM114 137V138H115ZM118 137L119 136H117V138L116 139H118ZM122 137V136H121ZM241 137V136H240ZM243 137V136H242ZM262 137V136H261ZM114 138H113V140H114ZM227 138V137H226ZM230 138V137H229ZM250 138V137H249ZM65 139H66V141H65ZM185 139V138H184ZM220 139V140H219ZM222 139V140H223ZM239 139V138H238ZM243 139L244 140H246L247 141V139H245V138H242V142H243ZM261 139V138H260ZM263 139L264 138H262L261 140L263 141ZM112 140V141H113ZM227 140V139H226ZM232 140V139H231ZM233 141V140H232ZM249 141V140H248ZM73 142L75 143V142H77V143H75V145L73 144ZM82 142H84V141H82ZM114 142V141H113ZM234 142V141H233ZM240 142V141H239ZM252 142L253 141H251V144H252ZM256 142V141H255ZM118 143V142H117ZM124 143V142H123ZM123 143H120V144H123ZM128 143V142H127ZM126 143V144H127ZM207 142H205L204 144H206ZM241 143V142H240ZM247 143V142H246ZM254 143V142H253ZM260 143V142H259ZM111 144H112V142H111ZM120 144H119V146H120ZM125 144V143H124ZM123 144V145H124ZM130 144V143H129ZM129 144H128V146H129ZM208 144V143H207ZM244 144V143H243ZM250 144V141H249V144L247 143L246 145H244V147H246L247 148V146L248 145H251ZM113 145V144H112ZM117 145V144H116ZM122 145V146H123ZM174 146V147H170V146ZM186 145V144H185ZM184 145V146H185ZM225 145V144H224ZM229 145V144H228ZM240 145V144H239ZM256 145V144H255ZM78 146V147H77ZM204 146H206V145H204ZM209 146V145H208ZM233 146V145H232ZM238 146V145H237ZM253 145H251L250 146V150L251 151H253V149L254 148H252L251 149V147H252ZM118 147V146H117ZM207 147V146H206ZM236 147V146H235ZM238 147H241V145L240 146H238ZM238 147H236V148H238ZM244 147H243V149H244ZM258 147H259V145H258ZM108 148V147H107ZM125 148V147H124ZM128 148V147H127ZM184 148V147H183ZM210 148V147H209ZM257 148V146L255 147V149ZM260 148V147H259ZM103 149V148H102ZM113 149V148H112ZM120 149V148H119ZM123 148H121L120 150H122ZM222 149H223V147H222ZM226 149V148H225ZM254 149V150H255ZM260 149H262V148H260ZM92 150V149H91ZM118 150V149H117ZM187 150V149H186ZM204 150V149H203ZM210 150H211V148H210ZM221 150V149H220ZM235 150V149H234ZM259 150V149H258ZM95 151H96V149H95ZM116 151V150H115ZM188 151V150H187ZM193 151V152H192ZM225 151V150H224ZM245 151V150H244ZM251 151H249V152H251ZM257 151V150H256ZM263 151V150H262ZM102 152V151H101ZM108 152V151H107ZM123 153V155H121V157H119V155H120V153ZM127 152H129V151H127ZM127 152L126 153H124L123 152V150L122 151H120L119 152V154H117V156H116V152H115V157H117V159L119 158H121L122 159V156H123V159L122 160H124L125 159V157H124V154H125V156H126V154H127ZM172 152V153H171ZM214 152V150H212V153ZM254 152V151H253ZM260 152V151H259ZM92 153H94V152H92ZM171 153V155L169 156V154ZM201 154H202V152H200ZM237 153V152H236ZM246 153V152H245ZM107 154V153H106ZM131 154V153H130ZM182 154H183V152H182ZM194 154V153H193ZM204 154V153H203ZM217 154H218V152H217ZM217 154H216V157H217ZM226 154H228V153H226ZM252 154V153H251ZM262 154V153H261ZM181 155V154H180ZM184 155V154H183ZM182 155V156H183ZM190 155H192V154H190ZM215 155V154H214ZM219 155V154H218ZM84 156V157H83ZM92 156V155H91ZM106 156V155H105ZM104 156V157H105ZM110 156V155H109ZM108 156V157H109ZM113 156V155H112ZM134 156H136V155H134ZM185 156V155H184ZM197 156H198V153H197ZM210 156V155H209ZM248 156V155H247ZM173 157V156H172ZM188 157V156H187ZM215 157V158H216ZM112 158V157H111ZM127 158H128V160H129V157H126V159L125 160H127ZM191 158H193V157H191ZM228 158V157H227ZM239 158V157H238ZM241 158V157H240ZM243 158V157H242ZM248 158V157H247ZM90 159V158H89ZM92 159V158H91ZM99 159V158H98ZM107 158H105V160H106ZM116 159V158H115ZM115 159L114 160H112V159H110V160H112V162L113 163H116V161H115ZM120 159V160H121ZM188 159V158H187ZM189 159H190V156H189ZM199 159H200V157H199ZM202 159V158H201ZM214 159V158H213ZM255 159V158H254ZM94 160V159H93ZM121 160V161H122ZM124 160V161H125ZM185 160H186V158H185ZM249 160V163H250V158L248 159ZM84 161V160H83ZM87 161V160H86ZM89 161V160H88ZM102 161V160H101ZM121 161H120V165H122L123 166V163H127L128 161H126V162H124V161H122L123 163L121 164ZM131 161V160H130ZM129 161V162H130ZM134 161V160H133ZM182 161V160H181ZM236 161V160H235ZM255 161V160H254ZM90 162V161H89ZM104 162V161H103ZM112 162H110V163H112ZM170 162H171V160H170ZM174 161L172 160V163H173ZM187 162V161H186ZM194 162V161H193ZM105 163V162H104ZM106 163H107V161H106ZM109 163V162H108ZM130 163H132V161L130 162ZM169 163V164H168ZM199 163V162H198ZM233 163V162H232ZM95 164V163H94ZM101 164H103V163H101ZM119 164H117L116 163V165H119ZM70 165V164H69ZM100 165V164H99ZM125 165H127V164H125ZM191 165V166H190ZM73 166H76V164L74 163V165ZM103 166H106V165H103ZM108 166H109V164H108ZM245 166V165H244ZM70 167V166H69ZM78 167V166H77ZM85 167H87V166H85ZM85 167L83 168V170L85 169ZM102 167V166H101ZM99 168V169H102V168ZM110 167V166H109ZM124 167V166H123ZM122 167V169L121 168H119L118 170H119V172L120 171H122L123 169L125 170L126 168H128V169H130L128 166H125L124 168ZM135 167V166H134ZM250 167H252V166H250ZM66 168H68V167H66ZM80 169H82V167H79ZM79 168H77V169H75V170H78ZM106 168V167H105ZM98 169V168H97ZM128 169H127V171H128ZM204 170H205V168H203ZM221 169H223V168H221ZM74 170V169H73ZM117 170V171H118ZM124 170H123V173H124ZM132 170V169H131ZM130 170V171H131ZM226 170V169H225ZM229 170V169H228ZM234 170V169H233ZM65 171H66V169H65ZM70 171V170H69ZM126 171V170H125ZM134 170H132V172H133ZM211 171H212V169H211ZM217 171V170H216ZM71 172H73V171H71ZM83 171L81 170V175L83 174L82 173ZM131 172V173H132ZM138 172H139V174H138ZM224 172V171H223ZM64 173V172H63ZM78 173V172H77ZM89 173V172H88ZM115 173H117V172H115ZM122 173V174H123ZM129 172H127V174L126 175H129L128 174ZM217 173H218V171H217ZM237 173V172H236ZM65 174H67V173H65ZM70 174V173H69ZM85 174V173H84ZM87 174V173H86ZM108 174H110V172L108 173ZM111 174H112V172H111ZM125 174H123V177H124V175ZM235 174V173H234ZM75 175H79V173L78 174H73V176H75ZM81 175H79L78 176V180H79V178L80 179H82V181H83V177L81 178L80 176ZM90 175V174H89ZM93 175V174H92ZM113 175V174H112ZM136 175V174H135ZM208 175V174H207ZM64 176H66V175H64ZM64 176H62V177H64ZM83 176V175H82ZM115 176V175H114ZM122 176V175H121ZM140 176V177H139ZM152 176V177H151ZM205 176H206V174H205ZM213 176V175H212ZM67 177V176H66ZM89 177H91V176H89ZM88 177V178H89ZM118 177V176H117ZM116 177V178H117ZM209 177V176H208ZM73 178H75V177H71V181L69 180L67 183H66V187H64L65 186V184L63 185L62 184V186L61 187H64L63 189H59V188H61V187H59V188H55L56 190H55V192H53V190H52V192H50V190H48V193H46V192H44V193H46V194H38V196L39 197H35L34 196V194H32V196L30 195V197H28V200H27V203H26V205L24 206V207H22V208H18V209H10L11 208V206H9V208H8V206L7 205H4L5 206V208H3V205L0 207V243L1 244H3V247H1L0 246V264H4V262H6L7 261V258H9L8 259V261H10L11 263H12V259L14 258V255L16 254H14L13 253V255H12V257L13 258H11V257H8L9 256V254H10V256H11V253L13 252V250L15 249V247H16V244L15 243H17L18 241H17V239H18V237L17 236H19V237H21L19 240L21 241V239L23 238V237H26L28 240H29V242L30 243H32V244H30L29 242V246L27 245V247H29V248H32V252L30 251V256H31V258H27L28 260H26L28 263L30 262V263H32L31 261H32V258L33 257H35V256H33V255H37L39 258L41 257V255H42V257H44L43 258V260L45 259V256H47V254H48V252H49V250H51V248L53 247V246H51L49 243H47V245L46 246H48V245H50L49 246V250H45L43 253H41V254H39L40 252L38 251L39 249H38V247H41L42 246V249H43V245H42V243L41 242H44V241H47L48 242V238H52V241L54 242L55 241V243H57V242H59V243H61L62 242V244H56L55 245V248L57 247V245H59L58 247L60 248V246L61 247H64L63 245V240L65 239L66 240V242H67V246H69L70 248L71 247H75V245L74 244H76V243H74L75 242V240H76V238H77V236L78 235H80V234H84V233H88L89 231L91 232L92 230H88L89 229V227H91V226H88V231L86 230V232L84 231L85 230V228L84 227H86L84 224L82 225V224H80V225H82V226H80V225H76V223H75V225H74V223H71L70 221H71V218L72 219H77L78 220V218L81 220V221H83L82 219H84V218H82L83 217V215H84V217H86V215H89V213L88 212H90V210H91V205H90V203H92V201L91 200H94V199H98V197L100 196H98V195H95L96 194V192H95V194L94 193H91L90 191L89 192H87V191H81L80 190V188L78 187V186H80V182H82V181H80L79 182V184L75 187L74 185H76L77 184V182H78V180H76L77 182H74V183H76V184H73V187H72V179ZM77 178V177H76ZM113 178V177H112ZM122 178V177H121ZM121 178H120V180H121ZM126 178H127V176H126ZM153 178V179H152ZM205 177H203L202 176V179H204ZM210 178V177H209ZM208 178V179H209ZM63 179V178H62ZM108 179V178H107ZM132 179V178H131ZM133 179V180H134ZM151 179H152V181H151ZM212 179V178H211ZM215 179V178H214ZM111 180V179H110ZM127 180V182L129 181L128 179H125V181ZM133 180H131V182L130 183H132V181ZM160 180V181H161ZM167 180H169V179H167ZM206 180V179H205ZM61 181H63V180H61ZM90 181V180H89ZM88 181V182H89ZM135 181V180H134ZM139 181V180H138ZM140 181H141V179H140ZM144 181V180H143ZM141 182V184H143L144 182ZM147 181H149L148 183H147ZM156 181H159V180H156ZM155 181V182H156ZM159 181V182H160ZM174 181V182H175ZM193 181V182H192ZM202 181V180H201ZM71 184H70V183ZM91 182V181H90ZM93 182V181H92ZM111 182V181H110ZM124 182V181H123ZM136 182V181H135ZM154 182V183H155ZM162 183H163V181H161ZM160 182V183H161ZM173 182V183H174ZM177 182V181H176ZM113 183H114V181H113ZM118 183H120V185H121V183H122V180H121V182H119L118 181ZM130 183H128V184H126V182H124V184H126V185H129ZM137 183H139V182H137ZM136 183V184H137ZM157 183L158 182H156L155 184H156V187L159 189L160 188V186H162L160 183V186L158 187V185H157ZM182 183V182H181ZM61 184V183H60ZM84 184H86L85 182H84ZM140 184V183H139ZM140 184V188L139 189H142L141 188V185ZM164 184V183H163ZM176 184V183H175ZM178 184L180 185V183L178 182ZM195 184V183H194ZM89 185V184H88ZM107 185V184H106ZM116 184H114L113 186H115ZM138 185V184H137ZM137 185H135V183H133V187H136ZM145 185V186H146ZM193 185V184H192ZM59 186V185H58ZM69 186V187H68ZM109 186H110V183H109ZM108 186V187H109ZM112 185H111V187L110 188H108V191H109V189H112V191H115L116 193H113V194H115V196L117 195V193H119L120 192V194L121 193H123V197L125 196L124 195V193L126 192V190L123 192V190H121V191H116V190H113V189H116V187L114 188ZM166 186V188H167V184L165 185ZM173 186V185H172ZM194 186V185H193ZM70 189L71 187L73 188H71L70 190L68 189V188ZM87 187H89V186H87ZM107 187V186H106ZM132 187V185L130 184V188ZM132 187V188H133ZM138 187H139V185H138ZM156 187H152L151 189H153V188H156ZM163 187L164 186H162L161 188H160V190H162L163 189ZM188 187V186H187ZM186 187V188H187ZM190 187V186H189ZM76 188V189H75ZM147 188L148 187H146V190H147ZM150 188V187H149ZM165 188V189H166ZM179 188V187H178ZM183 188V187H182ZM105 189V188H104ZM127 189H129V186H128V188ZM71 190H75V194H74V191H71ZM78 190V191H77ZM79 190H80V192H81V194L83 193L84 195H85V197L84 196H81V194H79L80 192H79ZM136 190H137V188H136ZM143 190H145V189H143ZM108 191H105V194L106 195H102V197L100 198V200L99 201H101V199H103L102 201L103 202H101L102 204V206H103V204L106 202L107 203V205H109L110 203H112V204H110L109 206H111L110 208H109V206L107 207V208H109L110 210H111V216H112V212L114 211V210H116L115 208H118L117 206L118 205H116V206H114V203H113V201H115V200H113V199H111V198H113V197H108V194H112V192L110 193V192H108ZM129 191V190H128ZM130 191H133L134 193H135V189H133V190H131L130 189ZM129 191V192H130ZM139 191V190H138ZM142 191V190H141ZM76 192H78L77 194H76ZM85 192H87V193H85ZM101 192H103L104 193V190H101ZM128 192V193H129ZM144 192V191H143ZM146 192V191H145ZM166 192V191H165ZM88 193H90L91 194V197L89 198V196H86ZM127 192H126V194H128ZM142 193V192H141ZM154 193V192H153ZM186 193V192H185ZM82 194V195H83ZM89 194V195H90ZM95 196H94V195ZM102 194V193H101ZM120 194H118L117 196H120ZM146 194V193H145ZM175 194V193H174ZM173 194V195H174ZM187 194V193H186ZM41 195V196H40ZM138 195V194H137ZM172 195V196H173ZM111 196V195H110ZM141 196V195H140ZM170 196V195H169ZM175 196V195H174ZM187 196H188V194H187ZM88 197V198H87ZM96 197V198H95ZM129 197V199L130 198H132L133 196H128ZM94 198V199H93ZM119 198H121V202H125V197L123 198V200H122V197H119ZM91 199V200H90ZM96 199V200H97ZM174 199V198H173ZM95 200V201H96ZM127 200H128V198H127ZM132 200V199H131ZM179 200V199H178ZM90 201V202H89ZM94 201V202H95ZM98 201V200H97ZM120 201H118V202H120ZM133 201H134V199H133ZM183 201H185V200H183ZM189 201V200H188ZM108 202H110L109 204H108ZM115 202H117V200L115 201ZM117 202V203H118ZM128 202H129V200H128ZM128 202H126V203H128ZM132 201H130V203H131ZM96 203V202H95ZM99 203V202H98ZM125 203V204H126ZM136 203H137V201H136ZM122 204V203H121ZM184 204H186V203H184ZM0 205H1V203H0ZM105 205V204H104ZM123 206V205H122ZM125 206V205H124ZM188 205H186V207H187ZM193 206V205H192ZM7 207V208H6ZM96 207H97V205H96ZM98 207H100V206H98ZM172 207V206H171ZM184 207H185V205H184ZM203 207V206H202ZM132 208V207H131ZM170 208V207H169ZM109 209H108V212L110 213V211H109ZM114 209V210H113ZM205 209H206V207H205ZM99 210H101V212H102V210L103 209H99ZM105 210V209H104ZM103 210V212H105ZM113 210V211H112ZM128 210V209H127ZM137 210V209H136ZM167 210V209H166ZM172 210V209H171ZM186 209H184V211H185ZM139 211H141V210H139ZM173 211V210H172ZM171 211V212H172ZM187 211V210H186ZM200 211V210H199ZM91 212H92V210H91ZM90 212V213H91ZM102 212V213H103ZM119 212V211H118ZM131 212V211H130ZM191 212V211H190ZM203 212H206V211H202L201 212V214L203 213ZM210 212V211H209ZM95 213V212H94ZM195 213V212H194ZM193 212L192 213H190V214H188V215H186V217H185V215H183L185 218H198V213L197 214H194ZM207 213V212H206ZM36 214H39V215H43V216H45L46 217V219L43 217V219H45L46 220V222L45 221H42V222H45V223H47L46 224V226H45V224H43V227L44 228H42V227H39V226H42V224H38V227H34L33 225H31V223L33 222V219H32V222L30 223V217L31 216H33V215H35V216H37ZM76 215L74 218L72 217V216H70V215ZM92 214V213H91ZM106 214H107V211H106ZM184 214H186V213H184ZM210 214H212V213H210ZM209 214V217L211 218L212 216ZM102 215V214H101ZM108 215V214H107ZM117 215V214H116ZM123 215V214H122ZM214 215V214H213ZM35 216H33V217H35ZM77 216H81V218L80 217H78L77 218ZM94 216V215H93ZM110 216V217H111ZM114 216H115V214H114ZM131 215L129 214V217H130ZM150 216H152V215H150ZM150 216L148 217V215H147V217L148 218H150ZM155 216V215H154ZM197 216V217H196ZM202 215H200L199 214V217L201 218V220L203 219L202 217H205L204 219H206V217H207V214L205 215V216H202ZM69 217H70V219H69ZM109 217V220L111 219ZM113 217V216H112ZM118 217V216H117ZM123 217V216H122ZM209 217H207V218H209ZM214 217H216V216H214ZM90 217H88V219H89ZM93 218V217H92ZM96 218V217H95ZM104 218V217H103ZM119 218V217H118ZM152 218V217H151ZM164 218V217H163ZM174 218V217H173ZM187 218V219H188ZM199 218V219H200ZM35 219H36V217H35ZM40 219H41V217H40ZM91 219V218H90ZM94 219V218H93ZM100 219V218H99ZM99 219H98V221H99ZM116 219V218H115ZM142 219V218H141ZM145 219V218H144ZM143 219V220H144ZM155 219V218H154ZM162 219V218H161ZM165 219V218H164ZM167 220H169L170 222H171V220H172V217L171 216H167V218H166ZM191 219H189V220H191ZM213 219H215V218H213ZM85 220V219H84ZM96 220V223L95 224H99L100 225V223L98 222L97 223V219H95ZM95 220H93V221H95ZM101 220V219H100ZM114 219L112 218L111 219V221H113ZM121 220V219H120ZM122 220H123V218H122ZM121 220V221H122ZM150 220V219H149ZM163 220V219H162ZM166 220V221H167ZM39 221V220H38ZM38 221H34V222H38ZM74 221V220H73ZM72 221V222H73ZM81 221H79V222H81ZM86 221V220H85ZM88 221V223L87 222H85V223H87V225L90 223L89 222V220H87ZM110 221V222H111ZM114 221H116V220H114ZM146 221V220H145ZM144 221V222H145ZM157 221H158V219H157ZM174 221V220H173ZM197 221V220H196ZM34 222H33V224H34ZM39 222H41V221H39ZM77 222V221H76ZM92 222V221H91ZM101 222V221H100ZM118 222H119V220H118ZM205 222V221H204ZM81 223H83V222H81ZM93 223V224H94ZM120 223V222H119ZM158 223H160L159 221H158ZM164 223H165V221H164ZM172 223H174V222H172ZM114 224V223H113ZM147 224H149V226L151 225L152 226V224L149 222V223H147ZM155 224H156V222H155ZM154 224V226H157V225H155ZM160 224H162V223H160ZM35 225H37V224H35ZM145 225H146V222H145ZM162 225H165V224H162ZM175 225V224H174ZM101 226V225H100ZM99 226V227H100ZM110 226V225H109ZM108 226V227H109ZM149 226H147V227H149ZM160 226V225H159ZM158 226V227H159ZM168 226H169V224H168ZM172 226V225H171ZM171 226H169V227H171ZM183 226V225H182ZM96 227H97V225H96ZM99 227H97V228H99ZM162 227V226H161ZM165 227V226H164ZM178 227V226H177ZM40 228V229H39ZM42 228V229H41ZM87 228V227H86ZM150 228V227H149ZM163 228V227H162ZM94 231H95V227L94 228H92ZM171 229V228H170ZM172 230V229H171ZM180 230V229H179ZM96 231H97V229H96ZM89 232V233H90ZM99 232V231H98ZM182 232H183V228H182ZM264 232V231H263ZM97 233V232H96ZM175 233V232H174ZM15 236V237H14ZM16 238L17 237V239H16V241L17 242H15L14 244L15 245H13L12 243H11V241L14 239V238ZM89 237V236H88ZM184 237H185V235H184ZM13 238V239H12ZM90 238V237H89ZM12 239V240H11ZM54 239V240H53ZM63 239V240H62ZM82 239V238H81ZM80 239V240H81ZM84 239V238H83ZM25 240V239H24ZM27 240V241H28ZM62 240V241H61ZM64 240V241H65ZM85 240V239H84ZM84 240H83V243H84ZM101 240H102V238H101ZM50 241V240H49ZM61 241V242H60ZM77 241H79V240H77ZM76 241V242H77ZM86 241H89V239L88 240H86ZM85 241V242H86ZM104 241V240H103ZM66 242H65V245H66ZM23 243H25V242H23ZM28 243H26V244H28ZM79 243V242H78ZM88 243V242H87ZM86 243V244H87ZM104 243V242H103ZM11 244H12V246H14V249L12 250V246H11ZM17 244H19V242L17 243ZM37 244H41L40 246L38 245V247H36V245ZM43 244H46V242H44ZM85 244V243H84ZM24 246V245H23ZM31 246V247H30ZM83 245H82V243H81V247H82ZM11 247V248H10ZM21 247V246H20ZM34 247H36V249H37V251L34 249ZM57 247V248H58ZM78 247V246H77ZM83 247H85V246H83ZM19 248V247H18ZM67 249H68V247H66ZM11 249V250H10ZM26 249H28V248H26ZM47 249V248H46ZM61 249V248H60ZM72 249V248H71ZM79 249V248H78ZM24 250V249H23ZM29 250H31V249H29ZM33 250H35L36 252H38V254L37 253H34V254H32L33 253ZM55 250V249H54ZM65 250V249H64ZM73 250V249H72ZM10 251V253L8 254V252ZM16 251V249L14 250V252ZM34 251V252H35ZM51 251H53V250H51ZM58 251V250H57ZM61 251V250H60ZM17 252V251H16ZM18 252H19V250H18ZM22 253V252H21ZM26 253V252H25ZM45 253H46V255H45ZM7 254V255H6ZM18 255L20 254V253H17ZM54 254V253H53ZM22 255V254H21ZM20 255V256H21ZM49 255H51L50 253H49ZM20 256H18V257H20ZM23 256V255H22ZM21 256V257H22ZM37 256L35 257L36 259H37ZM24 257V256H23ZM22 257V258H23ZM41 257V258H42ZM11 258V259H10ZM22 258H19V260H18V258L16 257V258H14L15 259V261H16V264H17V262H18V264H24L23 262H25V260L21 263V262H19V261H21L22 260ZM21 259V260H20ZM49 259V258H48ZM30 260V261H29ZM37 260H39L40 261V259H37ZM49 260H51V259H49ZM33 261L36 263V260L35 259H33ZM45 261V260H44ZM33 262V263H34ZM13 263H15V262H13ZM29 263V264H30ZM7 264V263H6ZM9 264V263H8ZM25 264H27L26 262H25ZM37 264V263H36Z\"/></svg>", "mask_w": 264, "mask_h": 264}, {"label": "clouds", "instance_id": "9594fccd", "mask_svg": "<svg viewBox=\"0 0 264 264\" xmlns=\"http://www.w3.org/2000/svg\"><path fill=\"white\" fill-rule=\"evenodd\" d=\"M216 5L214 4V3H210L209 5H208V7H209V9L210 8H212V7H215ZM199 15L201 16V17H203L204 19H205V21H207V18H206V15H205V13L203 12V11H201L200 13H199ZM191 24V17H189L188 18V21L184 24V28H187L189 25ZM220 29H222L224 32H226V33H234L235 32V28L234 27H231V26H225V27H221ZM219 29V30H220ZM240 43V41L239 40H233V44L234 45H238Z\"/></svg>", "mask_w": 264, "mask_h": 264}]
</instances>
